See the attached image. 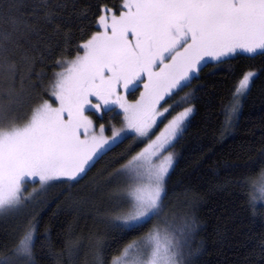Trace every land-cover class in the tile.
Segmentation results:
<instances>
[{
  "label": "snow or ice",
  "instance_id": "snow-or-ice-1",
  "mask_svg": "<svg viewBox=\"0 0 264 264\" xmlns=\"http://www.w3.org/2000/svg\"><path fill=\"white\" fill-rule=\"evenodd\" d=\"M94 24L101 30L76 46L83 55L56 61L62 70L53 73L47 90L57 107L44 100L18 120L8 119L0 106V219L18 214L49 187L78 183L113 146L129 136L133 144L149 139L177 107L189 105L113 176L127 185L116 197L114 211H119L108 217L121 236L143 228L154 217L168 225L162 213L166 179L175 160L168 149L186 130L194 112L193 94L174 99L167 107L161 102L177 96L193 74L207 66L206 60L223 64L240 55L264 56V0H121L115 11L101 10ZM257 76L258 72L247 71L235 85L232 100L223 109L226 128L238 117L240 101ZM141 85L139 99L129 102L126 94ZM87 111L98 116L123 114V127L110 124L111 136H106L105 124L97 129ZM29 182L39 188L25 195ZM239 182L252 189L248 206L256 214L258 204L264 205V170L255 179ZM168 227L153 226L130 241L112 264H192L191 257L199 251L190 246L195 221L185 226L179 240ZM37 236V221L23 226L12 249L17 264H35ZM73 251L68 245L70 256ZM61 255L49 249L53 260ZM0 264L8 262L0 259Z\"/></svg>",
  "mask_w": 264,
  "mask_h": 264
},
{
  "label": "trees",
  "instance_id": "trees-1",
  "mask_svg": "<svg viewBox=\"0 0 264 264\" xmlns=\"http://www.w3.org/2000/svg\"><path fill=\"white\" fill-rule=\"evenodd\" d=\"M120 4L121 0H0V106L8 119L23 120L38 103L51 99L47 89L53 73L62 69L56 61L82 53L76 46L97 30L94 21L101 10L115 11ZM205 63L177 96L167 99L192 93L194 112L170 148L175 160L166 179L162 215L181 232L195 221L190 246L199 251L191 257L192 264H264V205L258 204L253 214L248 206L252 189L239 182L255 179L264 170V56ZM247 71L258 76L240 101L238 117L226 128L223 109ZM185 106L189 105L173 112ZM93 118L97 125L117 127L123 122L115 113ZM144 143L133 144L129 136L97 159L78 183L49 187L18 214L0 219V259L17 264L13 246L23 226L33 220L38 222L35 264H109L130 241L149 232L153 220L123 236L108 222L114 215L116 189L124 182L113 176ZM35 188L38 183H27L25 195ZM68 245L74 248L71 256ZM49 249L63 255L53 260Z\"/></svg>",
  "mask_w": 264,
  "mask_h": 264
},
{
  "label": "rangeland",
  "instance_id": "rangeland-1",
  "mask_svg": "<svg viewBox=\"0 0 264 264\" xmlns=\"http://www.w3.org/2000/svg\"><path fill=\"white\" fill-rule=\"evenodd\" d=\"M103 9H104V8H103ZM100 30H101V29H99V28L97 27V30H96L95 32L100 31ZM95 32H94V33H95ZM90 38H91V37H90ZM79 55H83V52L80 53ZM206 61H210V60H206ZM206 61H205V62H206ZM61 70H62V69H60L59 71H61ZM195 74H197V73H194L193 75H195ZM145 79H146V78H145ZM136 90H137V93L135 94V97H133V98L130 97V96L132 95V93H130V94H126V95H127V99H128L129 102H134L135 100L139 99V97H140V92H142L144 89H143V87H142V85H141V86L138 87ZM122 94H123V93H122ZM166 99H167V98H166ZM47 100H48V101H49L54 107H57V106H58V101L55 100V97L51 96V99H47ZM173 100H174V99L169 100V101H167V103H164V102L162 101L161 103H162V105H163L164 107H167L168 104H171V103L173 102ZM185 107H187V106H185ZM182 110H183V107H182V109L179 110V111H182ZM179 111L173 112V113H171V115H168V120H170V119L172 118V116L176 115ZM93 114H95L93 111H87V112L85 113V115H87L90 119H92L94 125H95L96 128L98 129V127H99L100 124L97 125V124L94 122ZM95 115H97V114H95ZM97 116H98V115H97ZM102 116H103V115H102ZM121 116H122V121H123V114H121ZM99 117H101V116H99ZM168 120H164L163 123H160V124H159V126L154 130V132H153L152 134H150V138H149V139H145V143H144V145H143L140 149H138V151H137L136 153H134V155H136L138 152L141 151V149H143L144 147H146V145L150 142L151 139H155V136L159 134V132L163 129L164 125L168 122ZM101 124H104V122L101 123ZM109 125H110V124H109ZM109 125H108V126L105 125V127H106L105 135H106V136H111V129H110ZM121 127H123V123H122L120 126H117L116 128H121ZM108 128H109V130H108ZM170 148H171V147H170ZM170 148L168 149L169 152H171ZM172 153H174V152H172ZM165 154H167V153H165ZM174 156H175V154H174ZM129 159H131V157H130ZM129 159H128V160H129ZM128 160H127V161H128ZM126 163H127V162H126ZM121 180H122V179H121ZM123 181H124V180H123ZM126 187H127V185H126V183H125V181H124V182H123V185H122V186H119L118 189H116V196H114V197H115L114 199H116V197L119 196V194H120L123 190H125ZM117 203H118V200L116 199V201L114 202V207H113V209H115V206H116ZM123 207L126 209L128 206H127V205H124ZM112 211H114V210H112ZM118 211H119V209H116V210L113 212V214L116 215ZM114 215H113V216H114ZM162 217H164V216L162 215ZM152 220H153V222H152V225H151L150 229H152L153 226H157V225H158L161 229H164V228L168 227V225H170V223H168V225H165V224L163 223V220H162L160 217H154ZM168 230H169L170 234L173 235L174 239L179 240V239L181 238V237H180V232H181V228H180V227H175V228H174L173 226H171V227H168ZM120 253H121V252H120ZM119 255H120V254H119ZM113 258H114V257H113ZM113 258L109 261V264H112V260H113Z\"/></svg>",
  "mask_w": 264,
  "mask_h": 264
}]
</instances>
